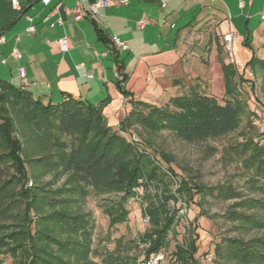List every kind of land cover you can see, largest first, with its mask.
I'll return each mask as SVG.
<instances>
[{
  "label": "trees",
  "instance_id": "16d2710c",
  "mask_svg": "<svg viewBox=\"0 0 264 264\" xmlns=\"http://www.w3.org/2000/svg\"><path fill=\"white\" fill-rule=\"evenodd\" d=\"M96 31L120 74L115 86L130 104L118 130L107 124L103 113L108 99L91 104L62 92L61 101L53 104L0 79V264L5 257L11 264H144L167 248L174 234L178 211L169 209V202L182 198L196 204L195 197L202 194L231 202L215 215L230 224V234L214 243L213 263L264 264V128L220 149L221 159L239 166V186L224 181L207 187L182 178L174 191L164 187L145 202L142 213L148 227L139 238L142 261L130 262L120 251L94 245L91 216L71 206L91 195L121 192L118 200L103 203L114 227L126 221L127 199L136 197L140 188L144 192L146 182L159 186L175 176L170 167L161 171L159 159L122 132L141 126L152 132L167 130L187 143L219 139L239 128L245 112L239 83L252 82L228 64L222 65V102L197 84L172 96L164 108L135 100L123 86L127 76L119 51L104 30ZM247 66L251 74L264 75V59L253 56ZM159 156L169 163L166 154ZM199 207L198 214L204 216ZM197 239L192 234L175 244L172 264H202Z\"/></svg>",
  "mask_w": 264,
  "mask_h": 264
},
{
  "label": "crops",
  "instance_id": "0c3cea01",
  "mask_svg": "<svg viewBox=\"0 0 264 264\" xmlns=\"http://www.w3.org/2000/svg\"><path fill=\"white\" fill-rule=\"evenodd\" d=\"M92 2L84 0L83 5ZM19 3L15 10L9 0H0V35L5 37L0 44V79L44 102L61 99L62 92L90 103L108 99L103 113L113 127L130 104L115 86V64L97 37V27L109 38L126 42L128 49L119 51L127 76L123 86L133 99L152 104L189 85L212 80L223 85L222 65L228 64L222 35L230 30L236 32L231 65L239 73L249 78L247 62L253 56L264 59V0H127L99 8L96 19L75 17L78 0ZM27 16L33 19L31 34L25 31ZM142 18L147 23L140 27ZM60 37L68 39L66 52L55 45ZM14 47L20 59L10 55Z\"/></svg>",
  "mask_w": 264,
  "mask_h": 264
},
{
  "label": "rangeland",
  "instance_id": "374dc122",
  "mask_svg": "<svg viewBox=\"0 0 264 264\" xmlns=\"http://www.w3.org/2000/svg\"><path fill=\"white\" fill-rule=\"evenodd\" d=\"M262 56L264 58V55ZM249 78L252 82L239 83L241 98L245 103V112L241 115L240 126L235 131L219 139L202 143H187L182 142L167 130L152 132L142 129L141 126H133L129 131L122 132L126 137L134 134L138 139V143L159 159L161 163L160 170L164 171L167 167H170L175 176L164 178L159 186H156L152 181L146 182L147 188L144 192L140 188L136 197L127 199L125 208L129 214L126 221L114 227L109 226L108 216L103 210V203L104 201L107 203L106 201L109 200H118L122 195L121 192L91 195L85 202L71 206L72 210L82 211L91 216L93 241L96 247H105L110 251H120L124 258L130 262H140L143 259V244L139 241V238L148 227L147 218L143 215L142 210L145 202L150 198L155 199L156 194H160L164 187L174 191L179 184V179L182 178L191 184H200L207 187H213L224 181L236 186L241 184L242 178L239 166L235 162L229 163L221 159L220 149L230 141L254 137L260 129L264 128V75L257 71ZM198 86L200 91L215 96L219 102L225 99L224 88L219 81L212 80L209 84L203 82ZM187 88H183L180 94L186 92ZM170 98L159 99L154 105L162 108L167 107ZM101 100L91 104H98ZM60 101L61 99H54L51 103L55 104ZM260 116H263V118H260ZM122 118L123 116L119 119V122ZM249 120L254 123L253 126L250 125ZM119 122L115 127L109 126L113 130H118ZM159 154H166L170 159L169 163L160 158ZM195 201H197L196 204L195 202L186 204L181 198L176 203L169 202V209L174 208L178 211L177 220L174 225V234H170L168 237V247L150 255L157 253L163 255L158 264H172L175 244L182 243L192 234L193 236L196 234L198 238L199 250L197 256L201 263L214 264L213 260L209 261L207 259V254L209 252L213 254V245L220 236L230 234V224L220 216L215 215L222 214L231 202L218 201L203 194L199 199L195 197ZM199 205L205 213L204 216L198 214ZM2 264H11V260L5 257Z\"/></svg>",
  "mask_w": 264,
  "mask_h": 264
},
{
  "label": "built area",
  "instance_id": "2783aa9c",
  "mask_svg": "<svg viewBox=\"0 0 264 264\" xmlns=\"http://www.w3.org/2000/svg\"><path fill=\"white\" fill-rule=\"evenodd\" d=\"M9 1L15 10L20 9L19 0H9ZM42 1L44 3H46L48 0H42ZM83 1L84 0H78V3L76 5V7L74 8L73 13H74L76 18H80L83 15H86L90 19H96L99 16V14H98L99 8L114 5V4H127V0H93V2L90 3L87 6V8H85L83 5ZM194 1L199 2L200 0H194ZM161 5L164 6L165 5L164 2H162ZM26 18L28 20V25L26 26L25 31L28 34H31L35 31L34 25L32 23L33 19L29 16H27ZM262 18H264V16H262ZM58 22L61 23L60 20ZM138 23H139V26L142 27L147 23V20L142 18L138 21ZM235 36H236V32L231 31V30L222 35V40L224 43V51H225V60H226L227 64H234L235 63V55H234L233 46H232L233 38ZM15 39L18 40V37H16ZM4 41H5V37L3 35H0V44L3 43ZM111 41H112V44L114 45V47L118 51H125L128 49L126 42L121 40L117 36H112ZM55 45H56L59 52H66L69 49V42H68V39L66 37L58 38L55 41ZM10 55L15 59L21 58V53L16 47L11 49ZM2 61H4V59ZM80 66H82V64H80ZM19 73H20V76L22 78H24L25 70L23 67L19 68ZM88 76H91V74H88ZM114 76L116 79H120V74L118 71L114 72ZM250 76H252L251 73H250ZM127 138L129 141H131L135 144L138 143V139L134 134L128 135ZM162 258H163V255L160 253H157L155 255L150 256L147 259L146 264H158L159 261L162 260ZM207 259L209 261L212 260V253L211 252H209L207 254Z\"/></svg>",
  "mask_w": 264,
  "mask_h": 264
}]
</instances>
